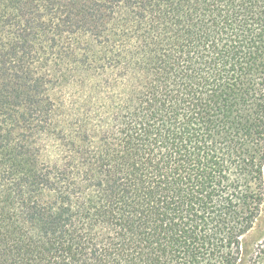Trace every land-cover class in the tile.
<instances>
[{"label":"trees","instance_id":"obj_1","mask_svg":"<svg viewBox=\"0 0 264 264\" xmlns=\"http://www.w3.org/2000/svg\"><path fill=\"white\" fill-rule=\"evenodd\" d=\"M0 264H264V0H0Z\"/></svg>","mask_w":264,"mask_h":264}]
</instances>
